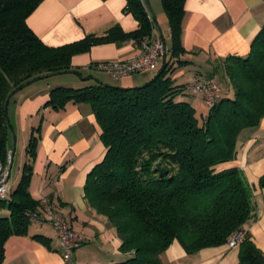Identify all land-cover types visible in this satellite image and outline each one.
Wrapping results in <instances>:
<instances>
[{"label":"trees","instance_id":"trees-1","mask_svg":"<svg viewBox=\"0 0 264 264\" xmlns=\"http://www.w3.org/2000/svg\"><path fill=\"white\" fill-rule=\"evenodd\" d=\"M42 0H0V162L8 157L10 124L6 100L25 84L71 68V57L113 39L138 43L152 33L151 19L142 0H126L125 11L136 19L130 32L113 29L102 36L60 46H48L31 30L27 17ZM168 19L171 53H182L184 0H160ZM164 63L157 74L139 86H111L101 82L80 88L56 86L48 105L67 101L89 103L106 148L103 159L89 172L84 196L114 228L124 254L120 262L105 264H162L160 255L177 240L185 252L224 244L253 218V186L238 167L218 169L236 158L242 129L257 126L264 117V25L254 36L245 57L229 56L215 67L224 79L220 94L205 116L188 102L177 100ZM230 91L231 94L227 95ZM37 140L26 146L30 158L8 200L0 207V264L4 243L11 235L27 232L25 213L39 200L28 192ZM264 189V173L258 179ZM37 238L44 241L40 235ZM237 264H264L260 250L244 232L238 242Z\"/></svg>","mask_w":264,"mask_h":264},{"label":"crops","instance_id":"crops-1","mask_svg":"<svg viewBox=\"0 0 264 264\" xmlns=\"http://www.w3.org/2000/svg\"><path fill=\"white\" fill-rule=\"evenodd\" d=\"M142 1L153 20L152 32L161 35L165 51L156 69L111 77L119 86H139L152 79L167 63L171 67L168 75L173 86L182 89L175 99L190 103L196 114L203 107L208 109L202 97L186 91V86L198 80L218 82L219 72H215V67L220 62L229 56L245 57L249 53L254 36L264 25V0H184L181 31L184 51L175 56L171 53L170 29L161 1ZM125 4L126 0H42L26 21L44 44L60 46L87 35L102 36L113 29L135 30L138 23L125 11ZM139 53L138 44L129 38L95 44L88 51L71 57V68L79 74L72 71L67 74L84 73L80 82L74 77H50L66 72L42 76L16 90L6 106L10 124L7 147L11 159L8 193L15 188L9 183L12 167L15 164L16 186L23 164L30 160L26 146L34 135L37 143L31 160L28 192L35 200L48 198L71 229L83 236V244L74 251V264L116 262L123 259L124 254L118 250L120 241L114 228L89 206L84 196L86 178L106 152L92 108L89 103L73 101L55 108L47 104L50 90L64 85L74 88L90 85L85 79L90 78L93 71L106 74L100 68L101 63L128 60ZM202 112V116L207 114L206 110ZM233 166L240 168L253 186L254 216L244 224L242 231L264 251V189L257 184L264 173V117L257 126L241 130L236 158L219 165L218 169ZM8 214L6 208H0V216ZM160 259L162 264H237L238 244L229 247L225 242L187 253L174 240ZM1 264H63L52 225L32 222L26 234L9 236L4 243Z\"/></svg>","mask_w":264,"mask_h":264},{"label":"built area","instance_id":"built-area-1","mask_svg":"<svg viewBox=\"0 0 264 264\" xmlns=\"http://www.w3.org/2000/svg\"><path fill=\"white\" fill-rule=\"evenodd\" d=\"M137 44L140 53L136 57L128 60L103 62L100 64L102 71L109 76L118 78L156 69L158 59L165 51V44L161 35L152 32L150 35L143 37ZM186 91L202 97L206 107L210 108L216 102L221 86L214 80H198L188 84ZM10 160L8 155L5 163L0 162V199H5L9 192L7 182ZM25 215L31 222H49L56 232L58 249L63 264H74V251L83 244L84 238L71 229L69 223L53 208L48 198H40L39 207L35 210L26 211ZM243 236L244 231L233 232L226 239V244L233 247L238 244Z\"/></svg>","mask_w":264,"mask_h":264},{"label":"rangeland","instance_id":"rangeland-1","mask_svg":"<svg viewBox=\"0 0 264 264\" xmlns=\"http://www.w3.org/2000/svg\"><path fill=\"white\" fill-rule=\"evenodd\" d=\"M167 45H168V43H167ZM67 73L68 72L63 73V74H58L59 76H50V77L51 78L52 77H58V78L60 77V79H66L67 77H71V78L74 77V80H77L78 82H80L82 77L85 76L84 73H82V75H78V76H76L74 73L70 74L71 72H69V74H67ZM89 76H90V78L85 79V81H90L88 84H94V83L101 82V83L108 84V85H111V86H119V85H117V81H115V78H112L111 76H108L107 74H104L102 72L93 71L92 74L89 75ZM58 78H56V79H58ZM217 80L220 83V85L222 86V92H225L227 89L225 88V85H224V79H222L220 77H217ZM121 87H123V86H121ZM204 110H206V112H208V109L203 107L202 111H204ZM202 111L201 112L199 110L197 111V115L199 117L202 116L201 115V114H203ZM15 170H16V166L14 164L13 167H12L11 173H10V178H9V183H11L13 188L15 187V182H14ZM9 195H10V193L7 194L5 200H8ZM0 208H4V207H0ZM29 224L31 225L32 222L31 223L29 222ZM122 260L123 259H119L117 262H120Z\"/></svg>","mask_w":264,"mask_h":264},{"label":"water","instance_id":"water-1","mask_svg":"<svg viewBox=\"0 0 264 264\" xmlns=\"http://www.w3.org/2000/svg\"><path fill=\"white\" fill-rule=\"evenodd\" d=\"M13 94V93H12ZM11 94V95H12ZM11 95L7 98V100H6V106H7V103H8V100H9V98L11 97ZM10 168H11V160H10V164H9V170H10Z\"/></svg>","mask_w":264,"mask_h":264}]
</instances>
